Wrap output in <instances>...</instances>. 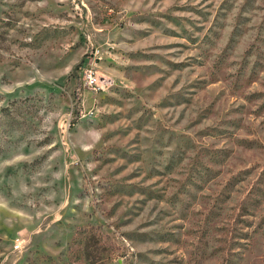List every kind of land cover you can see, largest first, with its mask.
<instances>
[{"label": "rangeland", "instance_id": "374dc122", "mask_svg": "<svg viewBox=\"0 0 264 264\" xmlns=\"http://www.w3.org/2000/svg\"><path fill=\"white\" fill-rule=\"evenodd\" d=\"M0 264H264V0H0Z\"/></svg>", "mask_w": 264, "mask_h": 264}, {"label": "built area", "instance_id": "2783aa9c", "mask_svg": "<svg viewBox=\"0 0 264 264\" xmlns=\"http://www.w3.org/2000/svg\"><path fill=\"white\" fill-rule=\"evenodd\" d=\"M96 71L91 66H85L81 69L80 79L82 83L89 87L90 90L98 91L100 78L97 76ZM18 240L15 243V247L18 248Z\"/></svg>", "mask_w": 264, "mask_h": 264}]
</instances>
